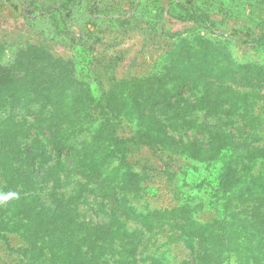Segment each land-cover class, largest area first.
Here are the masks:
<instances>
[{
    "label": "rangeland",
    "instance_id": "1",
    "mask_svg": "<svg viewBox=\"0 0 264 264\" xmlns=\"http://www.w3.org/2000/svg\"><path fill=\"white\" fill-rule=\"evenodd\" d=\"M56 2L69 14L62 33L55 28L58 15L47 12ZM68 95L80 101L65 102ZM218 107L231 113L264 107V0H0V220L3 207L21 204L16 191L26 177L41 199L53 193L50 137L40 127L50 125V112L66 117L68 111L96 133L95 143L85 136L92 144L83 137L77 145L85 161L90 150L121 149L118 158L139 174L136 205L163 210L185 197L195 223L209 222L214 206H203L206 197L193 198L189 184L177 187L181 178L208 175L204 165L174 152V145L159 148L137 135L147 129L145 114L172 123L184 108L206 112L204 120L213 123ZM104 109L113 113L107 120ZM13 121L20 122L16 135L6 128ZM112 152L113 162L120 161ZM26 167L33 174L25 175ZM83 215L102 217L87 207ZM21 236L0 226V264H25ZM167 244L160 258L194 259L189 242ZM230 259L237 263L234 254Z\"/></svg>",
    "mask_w": 264,
    "mask_h": 264
},
{
    "label": "trees",
    "instance_id": "2",
    "mask_svg": "<svg viewBox=\"0 0 264 264\" xmlns=\"http://www.w3.org/2000/svg\"><path fill=\"white\" fill-rule=\"evenodd\" d=\"M47 12L54 18L58 15L55 28L62 33L67 25L64 15L69 18L66 8L56 2ZM67 101L73 104L80 100L68 95ZM260 110L231 113L228 108L218 107L212 113L213 123L204 120L206 112L184 108L176 112L172 123H161L164 119L158 114L151 118L144 115L147 129L137 135L140 139L150 145L159 144V148L174 145V152L195 158L208 171L199 181L181 178L177 186L189 184L194 188L193 198L206 197L203 206H214L213 214L209 212L212 219L204 224L195 223V209L182 205L185 197L163 210L136 205L133 199L142 191L139 174L118 158L123 155L121 149L109 147V153L102 151L99 155L90 150L85 161L77 145L83 144V137L87 144L95 143V131L80 122L82 117L70 119L68 111L66 117L50 112V125L40 128L41 132H49L53 193L47 201L41 199L34 194L33 179L26 177L23 188L16 191L21 204L3 207L0 226L22 235L25 264H146V260L171 264V254L160 258L161 252L165 255L167 243L181 239L194 251L189 264H231L232 254L236 264H245V257L250 264H264V229L260 226L264 221V107ZM111 115L104 109L105 120ZM18 125L19 121L8 122L6 128L16 135ZM2 132L0 129V141ZM81 132L84 135L79 136ZM184 135L189 139H183ZM112 151L120 161L113 162ZM26 168L21 169L25 175L33 174ZM183 193L187 192H179L181 196ZM86 207L102 217L85 219ZM160 234L166 239H158ZM208 255L212 258L207 259Z\"/></svg>",
    "mask_w": 264,
    "mask_h": 264
}]
</instances>
